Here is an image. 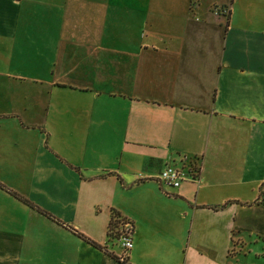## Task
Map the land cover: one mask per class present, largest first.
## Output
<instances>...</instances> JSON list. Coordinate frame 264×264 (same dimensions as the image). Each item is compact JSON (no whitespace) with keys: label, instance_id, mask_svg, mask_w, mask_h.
Wrapping results in <instances>:
<instances>
[{"label":"crops","instance_id":"1","mask_svg":"<svg viewBox=\"0 0 264 264\" xmlns=\"http://www.w3.org/2000/svg\"><path fill=\"white\" fill-rule=\"evenodd\" d=\"M262 191L264 0H0V264H264Z\"/></svg>","mask_w":264,"mask_h":264},{"label":"built area","instance_id":"2","mask_svg":"<svg viewBox=\"0 0 264 264\" xmlns=\"http://www.w3.org/2000/svg\"><path fill=\"white\" fill-rule=\"evenodd\" d=\"M188 158H184V162L180 166L167 165L162 171L157 181L169 189L179 188L183 182L192 181L197 182L200 180L199 173L194 172L187 162ZM120 237L118 246L121 250L120 256L117 258L119 262L124 263L127 261L128 254L133 248V233L134 224L130 221H126L121 226Z\"/></svg>","mask_w":264,"mask_h":264},{"label":"trees","instance_id":"3","mask_svg":"<svg viewBox=\"0 0 264 264\" xmlns=\"http://www.w3.org/2000/svg\"><path fill=\"white\" fill-rule=\"evenodd\" d=\"M188 163H189V166L192 168V170L194 172H197L199 173V169H198V162H197V159L196 158H188L187 159ZM185 160H183L182 162H184ZM3 189H6L4 186H1ZM11 195L17 197L18 199L22 200L23 202H25L26 205L30 206V208H34L36 209L37 207L35 205H33L31 202H29L28 200H25V198H22V197H19L18 195H16L15 193H11ZM262 194L263 191H262ZM218 209V208H217ZM40 210V209H39ZM41 213H44L42 211H40ZM128 221L126 219H123L119 214L117 213H113L112 214V218H111V221H110V225L108 226V230H107V244H110L112 246H116L118 245V242H119V237H120V233H119V230L121 228V226H123V224ZM79 236L85 240H87V242L97 248H103L102 246L92 242L91 240L87 239L86 236L82 235V234H79ZM118 258V257H117ZM116 258V259H117ZM124 264H127V261L124 262Z\"/></svg>","mask_w":264,"mask_h":264},{"label":"rangeland","instance_id":"4","mask_svg":"<svg viewBox=\"0 0 264 264\" xmlns=\"http://www.w3.org/2000/svg\"><path fill=\"white\" fill-rule=\"evenodd\" d=\"M236 249H237V247L234 246L233 249H232V252H234ZM251 258H253V255L251 257H249V259H251Z\"/></svg>","mask_w":264,"mask_h":264}]
</instances>
